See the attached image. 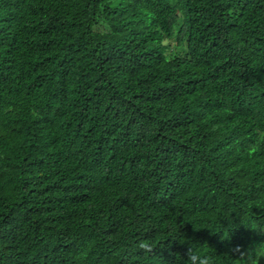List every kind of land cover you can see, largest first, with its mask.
<instances>
[{"label": "trees", "instance_id": "1", "mask_svg": "<svg viewBox=\"0 0 264 264\" xmlns=\"http://www.w3.org/2000/svg\"><path fill=\"white\" fill-rule=\"evenodd\" d=\"M189 248L264 264V0H0V264Z\"/></svg>", "mask_w": 264, "mask_h": 264}, {"label": "clouds", "instance_id": "2", "mask_svg": "<svg viewBox=\"0 0 264 264\" xmlns=\"http://www.w3.org/2000/svg\"><path fill=\"white\" fill-rule=\"evenodd\" d=\"M141 249L150 250L148 243L141 241L139 244ZM187 264H211L210 258L202 255L198 250L189 248L186 253Z\"/></svg>", "mask_w": 264, "mask_h": 264}, {"label": "rangeland", "instance_id": "3", "mask_svg": "<svg viewBox=\"0 0 264 264\" xmlns=\"http://www.w3.org/2000/svg\"><path fill=\"white\" fill-rule=\"evenodd\" d=\"M174 45H175V43L171 42L169 46H170V48H172V47H174Z\"/></svg>", "mask_w": 264, "mask_h": 264}]
</instances>
